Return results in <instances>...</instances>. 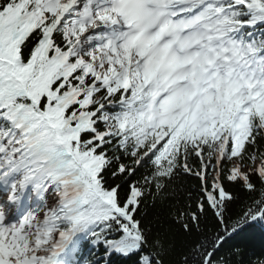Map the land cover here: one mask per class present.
<instances>
[{"label":"snow or ice","instance_id":"6c2138e0","mask_svg":"<svg viewBox=\"0 0 264 264\" xmlns=\"http://www.w3.org/2000/svg\"><path fill=\"white\" fill-rule=\"evenodd\" d=\"M264 0H0V264H264Z\"/></svg>","mask_w":264,"mask_h":264},{"label":"trees","instance_id":"16d2710c","mask_svg":"<svg viewBox=\"0 0 264 264\" xmlns=\"http://www.w3.org/2000/svg\"><path fill=\"white\" fill-rule=\"evenodd\" d=\"M250 250L257 254L264 252V228H256L249 235Z\"/></svg>","mask_w":264,"mask_h":264}]
</instances>
